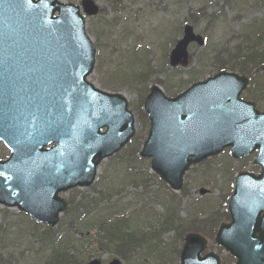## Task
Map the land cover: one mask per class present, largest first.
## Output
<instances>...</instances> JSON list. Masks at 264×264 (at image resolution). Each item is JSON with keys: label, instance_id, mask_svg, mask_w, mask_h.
<instances>
[{"label": "water", "instance_id": "water-1", "mask_svg": "<svg viewBox=\"0 0 264 264\" xmlns=\"http://www.w3.org/2000/svg\"><path fill=\"white\" fill-rule=\"evenodd\" d=\"M82 6L87 15L98 12L93 0ZM193 41L203 44L187 25L171 52L172 66L187 63ZM95 53L79 6L0 0V140L11 150L0 161V203L41 223L56 225L67 207L59 194L90 186L100 161L136 132L127 99L86 81ZM247 84L222 71L174 98L151 86L144 102L150 129L140 156L152 158L151 169L178 191L190 167L223 148L231 147L235 158L258 150L254 163L261 173L237 175L228 204L232 222L220 226L216 242L235 264H264V113L239 99ZM206 247L205 237L188 234L180 264H220L215 252L201 256Z\"/></svg>", "mask_w": 264, "mask_h": 264}, {"label": "rangeland", "instance_id": "rangeland-1", "mask_svg": "<svg viewBox=\"0 0 264 264\" xmlns=\"http://www.w3.org/2000/svg\"><path fill=\"white\" fill-rule=\"evenodd\" d=\"M61 1L80 5L82 0ZM93 1L99 12L86 19V30L96 46V63L88 80L101 90L126 97L138 123L134 141L102 161L92 186L61 194L69 206L55 227L38 224L17 208L0 204V264H45L60 250L67 264L92 259L107 264L115 258L122 264H179L188 232L204 235L209 241L207 250L216 251L222 264L234 262L215 244L214 230L229 221L227 203L235 173H258L259 167L252 162L254 155L234 160L225 150L190 169L183 188L173 192L150 170V160L138 155L149 128L142 105L151 85L161 86L167 96L174 97L218 71L216 49L227 43L231 47L243 43L246 53L257 49L261 61L248 59L251 65L244 70L230 69L250 80L242 97L264 111V0ZM202 8L206 15H200ZM186 24L205 42L191 43L187 64L172 67L169 54ZM143 74L142 79H135ZM9 154L0 143V160ZM202 189L205 194L200 193ZM77 206L82 207L76 210ZM172 206L176 209L175 223L164 229ZM121 218L127 220L125 228L130 232L149 234L126 257L116 245H105V232L99 226L102 219ZM45 231L52 237L45 239Z\"/></svg>", "mask_w": 264, "mask_h": 264}, {"label": "trees", "instance_id": "trees-1", "mask_svg": "<svg viewBox=\"0 0 264 264\" xmlns=\"http://www.w3.org/2000/svg\"><path fill=\"white\" fill-rule=\"evenodd\" d=\"M200 14H204L203 8L200 10ZM206 19L208 17H205ZM243 46L241 44H237L235 47L230 48L226 46H222L221 49H216L215 51V61L218 70L226 69V68H239L240 70H244L247 68L249 63L248 59H252L253 61H261L259 60V56L261 53L257 49H253L250 53H246L243 50ZM243 56L244 59H240L239 57ZM144 75L137 76V79H141ZM82 206H77L75 209L79 210ZM72 210V209H71ZM170 207L168 208V211ZM176 210L172 211V216L167 218V222L165 223V227L171 223H175V218L173 216L176 215ZM73 213V211H71ZM169 215V214H168ZM109 221V222H108ZM95 223V222H94ZM127 220H109L102 219L100 222V227L104 230V242L105 245L109 247L116 245L118 251L121 252L125 257L129 254V251L143 239H140L137 235V232H130L128 228H125L127 225ZM181 225V224H180ZM184 228V226H180ZM43 237L45 239H49L51 234L49 231H45L43 233ZM145 237V236H144ZM106 240V241H105ZM62 251H56L45 264H62L66 262V258Z\"/></svg>", "mask_w": 264, "mask_h": 264}]
</instances>
